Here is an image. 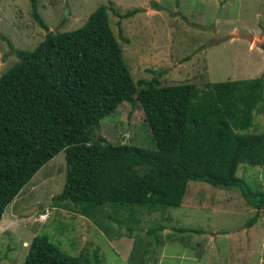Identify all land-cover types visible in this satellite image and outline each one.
<instances>
[{
    "label": "trees",
    "instance_id": "1",
    "mask_svg": "<svg viewBox=\"0 0 264 264\" xmlns=\"http://www.w3.org/2000/svg\"><path fill=\"white\" fill-rule=\"evenodd\" d=\"M29 2L45 35L31 50L9 43L18 60L0 75V220L32 176L64 151V185L51 200L61 208L79 209L96 224L105 206L112 208L109 217L116 221L122 220V210L133 214L137 207L147 212L179 207L190 180L239 188L256 210L247 225L255 223L264 208V190H252L237 170L246 163L264 172V131L249 129L255 112L264 113L263 75L201 87L162 85L157 77L135 81L108 10L123 18L137 9L120 13L103 3L81 26L55 31L40 16L38 0ZM134 97L155 149L96 136L100 120ZM82 261L104 264L98 250L90 258L72 256L43 233L32 238L22 264Z\"/></svg>",
    "mask_w": 264,
    "mask_h": 264
},
{
    "label": "rangeland",
    "instance_id": "2",
    "mask_svg": "<svg viewBox=\"0 0 264 264\" xmlns=\"http://www.w3.org/2000/svg\"><path fill=\"white\" fill-rule=\"evenodd\" d=\"M103 3L120 13L137 9L123 18L108 10L135 81L157 77L162 85L189 82L201 87L264 76V0H38L37 10L49 30L68 31ZM44 35L29 0H0V75L18 60L9 43L31 50ZM249 129L264 131L263 112H255ZM95 133L113 144L156 148L135 97L101 119ZM65 174L61 151L6 206L0 220V264H22L32 238L43 233L72 256L90 258L98 250L104 264H262L264 208L248 226L256 210L237 187L190 180L179 207L152 212L137 207L133 214L122 210V220L116 221L109 217L112 208L105 206L96 224L79 209L52 202ZM237 175L252 190H264L262 168L241 163ZM103 214L107 217L102 221ZM176 227L202 232H179Z\"/></svg>",
    "mask_w": 264,
    "mask_h": 264
},
{
    "label": "water",
    "instance_id": "3",
    "mask_svg": "<svg viewBox=\"0 0 264 264\" xmlns=\"http://www.w3.org/2000/svg\"><path fill=\"white\" fill-rule=\"evenodd\" d=\"M234 36H236L237 38H244V39H247L249 41H251V36L249 35H240V34H234Z\"/></svg>",
    "mask_w": 264,
    "mask_h": 264
},
{
    "label": "built area",
    "instance_id": "4",
    "mask_svg": "<svg viewBox=\"0 0 264 264\" xmlns=\"http://www.w3.org/2000/svg\"><path fill=\"white\" fill-rule=\"evenodd\" d=\"M42 215H44V214H42ZM262 264H264V259H262Z\"/></svg>",
    "mask_w": 264,
    "mask_h": 264
},
{
    "label": "crops",
    "instance_id": "5",
    "mask_svg": "<svg viewBox=\"0 0 264 264\" xmlns=\"http://www.w3.org/2000/svg\"><path fill=\"white\" fill-rule=\"evenodd\" d=\"M184 199V198H183Z\"/></svg>",
    "mask_w": 264,
    "mask_h": 264
}]
</instances>
